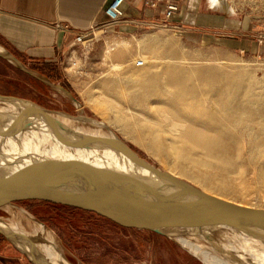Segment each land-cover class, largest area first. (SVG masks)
Wrapping results in <instances>:
<instances>
[{"label":"bare ground","instance_id":"obj_1","mask_svg":"<svg viewBox=\"0 0 264 264\" xmlns=\"http://www.w3.org/2000/svg\"><path fill=\"white\" fill-rule=\"evenodd\" d=\"M208 2L212 10L235 14L227 0ZM168 49L172 50V47ZM106 54L111 57V50ZM174 58L154 65L156 71H152L151 66L136 70L135 78L103 79L100 86L102 97L119 106L118 111L107 107L113 112L111 116L106 114L107 110L102 111L103 122L119 126L126 138L167 161L170 167L166 172L172 176L196 184L202 191L227 201L263 208L240 203L233 196L240 192L264 194V161H261L264 158V84L259 82L260 85L249 71L247 73L242 68L176 62L172 61ZM142 60L149 65L148 57L142 56ZM112 68L122 71L125 66L117 63ZM119 97L124 98L125 103H121ZM27 105L4 104L0 106V115L30 111ZM50 117L77 134L103 143L116 140L113 133L105 134L103 127L85 128L77 122L80 119L64 114ZM43 136V141L33 135L24 138L20 156L0 153V174H9L26 166L35 158L27 155L28 152L42 153L50 158L91 160L90 153L70 151L57 142L49 144L50 136L47 133ZM244 139L251 146L247 154L243 153ZM8 144L11 148L8 151L18 150L14 139H9ZM94 156L101 159V162L91 161L97 166L132 170L113 151L94 153ZM258 163H261L260 168L256 167ZM246 164L253 167L251 172L246 169ZM0 226L16 234L20 241L34 243L36 251L48 263L67 264L57 236L45 225L37 223L31 232L22 230L13 221L0 222ZM231 233L238 242L235 240L237 243L230 246L224 244L222 247L226 253L236 255L245 264H264V232ZM195 236L177 235L174 239L183 248L200 256L205 264H241L225 258L216 241Z\"/></svg>","mask_w":264,"mask_h":264},{"label":"rangeland","instance_id":"obj_2","mask_svg":"<svg viewBox=\"0 0 264 264\" xmlns=\"http://www.w3.org/2000/svg\"><path fill=\"white\" fill-rule=\"evenodd\" d=\"M227 1L235 11L234 15L210 9L208 0H183L178 16L188 23V30L124 24L110 34H98L97 41L87 50H69L60 63H24L27 68L48 78L55 85L64 86L79 104L60 90L22 72L13 63L1 60L0 95L31 101L48 110L65 113L71 118L80 119L77 122H81L85 128L103 127L105 134L113 133L140 157L168 171L170 165L167 161L160 160L136 141L126 138L119 126L103 122L100 113L109 106L118 111L119 106L111 99L102 97L101 82L107 77L135 78L134 72L146 66L156 71L154 65L175 57L172 61L242 68L263 85L264 0ZM168 47H172V50ZM109 49L111 57L106 54ZM71 56L79 70L71 68ZM142 56L149 58V65L138 68L135 63L142 60ZM117 63H124L125 68L122 71L113 70L112 65ZM118 99L125 103L124 98ZM7 103L0 101V106ZM106 114L111 116L113 112L107 110ZM242 148L244 154L250 151L247 139H244ZM260 166L261 163L256 165L257 168ZM252 168L246 164L249 172ZM222 193L227 195L226 192ZM233 198L243 204L264 208V194L259 192H240ZM0 218L6 223L16 222L28 232L37 223L45 225L57 236L60 252L67 264H205L200 256L165 236L122 228L95 214L39 201H22L4 207L0 209ZM212 235L220 246L238 242L230 231H214ZM195 237L204 238L200 235ZM4 243L8 242L0 235V244L3 246Z\"/></svg>","mask_w":264,"mask_h":264},{"label":"water","instance_id":"obj_3","mask_svg":"<svg viewBox=\"0 0 264 264\" xmlns=\"http://www.w3.org/2000/svg\"><path fill=\"white\" fill-rule=\"evenodd\" d=\"M0 58L79 104L64 86L55 85L30 70L12 53L0 50ZM0 101L15 105L26 103L28 110L33 111L0 115V153L20 156L24 138L33 135L43 141V134L47 133L49 144L57 142L67 150H80L91 156V160L85 161L28 152L27 155L35 158L26 166L9 174H0V209L22 201L47 202L95 214L122 228L149 231L171 240L177 235H200L215 241L212 232L220 230L264 232L263 208L243 206L208 194L155 167L116 135L115 141L103 143L77 134L50 117L67 115L65 113L8 96L0 95ZM9 139L18 144L17 151H8L11 149ZM104 151L115 152L132 170L93 164L91 161L101 162L94 153L99 155ZM0 222H3L1 218ZM0 235L33 264H50L39 255L34 243L20 241L16 234L1 226ZM219 247L224 251L222 246ZM224 255L245 264L234 254L224 251Z\"/></svg>","mask_w":264,"mask_h":264},{"label":"crops","instance_id":"obj_4","mask_svg":"<svg viewBox=\"0 0 264 264\" xmlns=\"http://www.w3.org/2000/svg\"><path fill=\"white\" fill-rule=\"evenodd\" d=\"M142 3L143 0H126L128 17L142 19ZM105 6L106 0H0V50L12 53L22 63H60L74 39L62 27L70 24L86 29L104 19ZM175 22L189 29L180 15ZM0 264L31 263L8 242L0 244Z\"/></svg>","mask_w":264,"mask_h":264},{"label":"built area","instance_id":"obj_5","mask_svg":"<svg viewBox=\"0 0 264 264\" xmlns=\"http://www.w3.org/2000/svg\"><path fill=\"white\" fill-rule=\"evenodd\" d=\"M183 0H143L141 11L143 20L128 17L125 11L126 0H106V6L103 9L104 19L97 20L86 29H77L70 24H65L62 29L65 33L74 35L71 49L82 48L89 49L97 41V35L110 34L122 25L148 26L152 28H164L171 30H180V24L175 22L176 16L181 11V2ZM70 49V50H71ZM71 68H77V63L72 58ZM136 67L145 66L143 60L135 63ZM79 70V68H77Z\"/></svg>","mask_w":264,"mask_h":264},{"label":"trees","instance_id":"obj_6","mask_svg":"<svg viewBox=\"0 0 264 264\" xmlns=\"http://www.w3.org/2000/svg\"><path fill=\"white\" fill-rule=\"evenodd\" d=\"M42 203H44V204H47V205L56 206V207L65 208V209L75 210V211H79V212L86 213V214H92V213H88V212H85V211H81V210H79V209H75V208L66 207V206H63V205H56V204L47 203V202H42Z\"/></svg>","mask_w":264,"mask_h":264}]
</instances>
